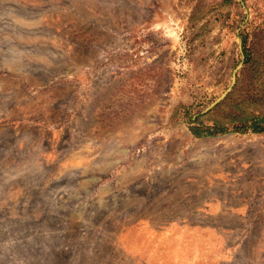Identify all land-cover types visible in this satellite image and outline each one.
<instances>
[{"label": "rangeland", "instance_id": "374dc122", "mask_svg": "<svg viewBox=\"0 0 264 264\" xmlns=\"http://www.w3.org/2000/svg\"><path fill=\"white\" fill-rule=\"evenodd\" d=\"M251 63L264 0H0V264H264V134L190 131Z\"/></svg>", "mask_w": 264, "mask_h": 264}, {"label": "trees", "instance_id": "16d2710c", "mask_svg": "<svg viewBox=\"0 0 264 264\" xmlns=\"http://www.w3.org/2000/svg\"><path fill=\"white\" fill-rule=\"evenodd\" d=\"M245 69V74L250 76L264 75V65L260 67L259 63H251ZM238 82L214 108L194 118V125L190 127L194 136H215L228 130H252L264 134V85H259L262 89L255 94L249 89V85L237 88Z\"/></svg>", "mask_w": 264, "mask_h": 264}, {"label": "water", "instance_id": "95a60500", "mask_svg": "<svg viewBox=\"0 0 264 264\" xmlns=\"http://www.w3.org/2000/svg\"><path fill=\"white\" fill-rule=\"evenodd\" d=\"M235 81V77H233V83ZM231 87H229L227 89V91L220 97L218 98L215 102L212 103V105H210L204 112L208 111L210 108H212L213 106H215L221 99H223L225 97V95L228 93V91L230 90Z\"/></svg>", "mask_w": 264, "mask_h": 264}, {"label": "crops", "instance_id": "0c3cea01", "mask_svg": "<svg viewBox=\"0 0 264 264\" xmlns=\"http://www.w3.org/2000/svg\"><path fill=\"white\" fill-rule=\"evenodd\" d=\"M235 210L239 211L240 209L237 208V209H235ZM235 210H234V212H237V211H235Z\"/></svg>", "mask_w": 264, "mask_h": 264}]
</instances>
